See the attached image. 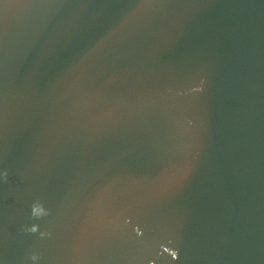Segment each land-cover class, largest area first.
Returning <instances> with one entry per match:
<instances>
[{"label": "water", "instance_id": "obj_1", "mask_svg": "<svg viewBox=\"0 0 264 264\" xmlns=\"http://www.w3.org/2000/svg\"><path fill=\"white\" fill-rule=\"evenodd\" d=\"M0 264H264V0H0Z\"/></svg>", "mask_w": 264, "mask_h": 264}]
</instances>
